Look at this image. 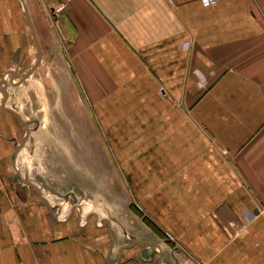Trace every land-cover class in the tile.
Listing matches in <instances>:
<instances>
[{
    "label": "crops",
    "instance_id": "obj_1",
    "mask_svg": "<svg viewBox=\"0 0 264 264\" xmlns=\"http://www.w3.org/2000/svg\"><path fill=\"white\" fill-rule=\"evenodd\" d=\"M113 171L177 253L85 213ZM0 264H264V0H0Z\"/></svg>",
    "mask_w": 264,
    "mask_h": 264
},
{
    "label": "rangeland",
    "instance_id": "obj_2",
    "mask_svg": "<svg viewBox=\"0 0 264 264\" xmlns=\"http://www.w3.org/2000/svg\"><path fill=\"white\" fill-rule=\"evenodd\" d=\"M7 74V73H6ZM51 86V84H49ZM37 86L35 79H30L25 82V85L21 87V92H26L29 90H34ZM20 97H23L21 95ZM60 96H54L52 101H48L45 95H43V107L48 108L52 102H58ZM35 99L42 101L38 95L35 96ZM23 102L19 101V109L22 110ZM38 109L37 106L32 108V111L28 112L26 109L22 110L24 114L30 119H38L45 116V111L35 110ZM85 117L90 122V127L92 132L94 131V136L99 137L100 150L107 153V144L102 143L101 137L102 133L99 131V128L95 125L90 110L85 111ZM44 133V132H42ZM95 144V143H94ZM98 144V143H97ZM98 144V145H99ZM91 146V144H89ZM108 169V168H107ZM106 169V170H107ZM112 170H114L112 168ZM114 173V171H113ZM106 178L97 177L94 181V187L96 191L93 193V190L85 191L84 198H82L84 211L85 213H98L101 219H110L112 223V228L117 232L118 235L122 236L124 233H134L136 235L144 236L145 239L162 242L174 253H177L176 248H173L175 242L172 241L167 232H165L159 224H157L152 218H150L142 210L140 205L132 199L127 189H125L123 176L114 173L113 183L114 187L110 189L108 175ZM59 178V176H58ZM93 180L89 178L86 182V186L92 185ZM88 183V184H87ZM113 186V185H112ZM113 189V190H112ZM87 192H91L90 195H86ZM80 200L81 197H78ZM84 199V200H83ZM144 234V235H143ZM136 263H139L137 260H133Z\"/></svg>",
    "mask_w": 264,
    "mask_h": 264
},
{
    "label": "water",
    "instance_id": "obj_3",
    "mask_svg": "<svg viewBox=\"0 0 264 264\" xmlns=\"http://www.w3.org/2000/svg\"><path fill=\"white\" fill-rule=\"evenodd\" d=\"M40 57L38 56V59H39ZM33 69H34V67L30 70V72H29V74L33 71ZM28 74V75H29ZM2 93H3V96H4V98L7 96V92H6V86L2 89ZM28 130V129H27ZM131 242H133V243H136V241H134V240H131Z\"/></svg>",
    "mask_w": 264,
    "mask_h": 264
},
{
    "label": "built area",
    "instance_id": "obj_4",
    "mask_svg": "<svg viewBox=\"0 0 264 264\" xmlns=\"http://www.w3.org/2000/svg\"><path fill=\"white\" fill-rule=\"evenodd\" d=\"M203 4L204 5H213V4H215V0H203ZM188 44H186V47H188L187 46Z\"/></svg>",
    "mask_w": 264,
    "mask_h": 264
}]
</instances>
